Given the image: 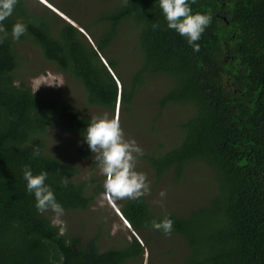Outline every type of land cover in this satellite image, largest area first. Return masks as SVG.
Here are the masks:
<instances>
[{
	"label": "trees",
	"instance_id": "trees-1",
	"mask_svg": "<svg viewBox=\"0 0 264 264\" xmlns=\"http://www.w3.org/2000/svg\"><path fill=\"white\" fill-rule=\"evenodd\" d=\"M49 16L27 0H0V264H124L143 254L141 231L144 242L149 231L182 236V264H264V0H119L97 19L105 28L95 43ZM124 21L137 28L140 54L125 81L103 60ZM24 41L82 89L88 106L128 111L148 77H168L158 106L191 112L173 146L142 157L156 179L175 182L189 164H205L216 181L208 205L178 217L154 214L143 196L124 201L133 233L122 248L100 251L96 236L63 235L48 210L85 211L94 196L84 194L88 181L73 180L76 166L44 151L43 136L53 127L76 133L80 156L90 154L89 139L101 140L94 119L17 80L15 44Z\"/></svg>",
	"mask_w": 264,
	"mask_h": 264
},
{
	"label": "rangeland",
	"instance_id": "rangeland-1",
	"mask_svg": "<svg viewBox=\"0 0 264 264\" xmlns=\"http://www.w3.org/2000/svg\"><path fill=\"white\" fill-rule=\"evenodd\" d=\"M27 1L30 9L49 14V21L53 26L65 23L61 15L65 16L75 27L86 32L89 41L95 43L105 28L97 19L104 10L112 9L119 0H45L58 10L54 15L38 1ZM128 25L124 21L118 27L116 37L103 57L105 61L109 58L117 63L116 71L123 80L129 77L140 61L139 49L136 48L137 28L133 23L132 29ZM15 48L19 54L17 80L24 81L33 91L47 90L55 93L73 106L78 115L94 119L97 123L96 137L101 142H94L92 139L87 141L91 147L88 156L76 153L84 141L77 139L74 132L53 127L48 128L43 136L44 151L60 157L63 163L76 166L79 173L73 180L88 181L84 194L94 196L90 207L85 211L48 210L51 222L61 228L63 235L68 237L71 234L82 243L96 236L100 251L122 248L131 242L133 231L129 228L130 225H125L116 215L111 203L121 211L124 201L143 196L154 214H172L178 217H186L192 210L208 205L209 198L215 191L216 181L212 170L205 164H189L182 178L175 182L171 174L156 179L142 157L143 154L163 151L173 146L180 138V122L191 112L188 104L170 103L163 109L158 106V99L170 88L168 77H148L128 111L121 108L118 112L116 109L110 111L86 105L82 89L43 59L37 47L24 41L16 43ZM158 114L160 116L156 117ZM99 155L107 156L106 166L101 159L95 162ZM135 235L141 246L145 243L143 254L129 258L124 264H182L189 254L185 239L178 234L149 231L143 233L147 237L145 242L142 240V231L135 232Z\"/></svg>",
	"mask_w": 264,
	"mask_h": 264
},
{
	"label": "clouds",
	"instance_id": "clouds-1",
	"mask_svg": "<svg viewBox=\"0 0 264 264\" xmlns=\"http://www.w3.org/2000/svg\"><path fill=\"white\" fill-rule=\"evenodd\" d=\"M38 2H40V3H42L44 6H46V7H48L50 10H52L53 11V9L51 8V7H53V6H51L48 2L46 3V2H44L43 0L41 1V0H37ZM51 6V7H50ZM54 8V7H53ZM57 10V9H56ZM58 11V10H57ZM53 12H55V11H53ZM57 14V13H56ZM81 29V28H80ZM79 29V30H80ZM83 30V29H82ZM117 84H118V86H119V82L117 81ZM116 112H118V103H117V107H116ZM117 118H118V115L116 116V118H115V120H114V129H113V131L114 132H116L115 130H116V123H117ZM108 194V193H107ZM111 202V201H110ZM111 205H112V207H113V209H114V212L116 213V215L118 216V217H120L121 219H122V221L124 222V224L125 225H128V227H129V222L127 221V219H125L124 218V216L122 215V213H121V211L114 205V204H112L111 203Z\"/></svg>",
	"mask_w": 264,
	"mask_h": 264
},
{
	"label": "flooded vegetation",
	"instance_id": "flooded-vegetation-1",
	"mask_svg": "<svg viewBox=\"0 0 264 264\" xmlns=\"http://www.w3.org/2000/svg\"><path fill=\"white\" fill-rule=\"evenodd\" d=\"M99 159H101L102 161H103V163L105 164V166L107 165V156H102L101 157V155H99V156H96V158H95V162H97ZM109 168V167H108ZM110 174V173H109ZM108 198H109V196H108ZM107 199V198H106Z\"/></svg>",
	"mask_w": 264,
	"mask_h": 264
},
{
	"label": "water",
	"instance_id": "water-1",
	"mask_svg": "<svg viewBox=\"0 0 264 264\" xmlns=\"http://www.w3.org/2000/svg\"><path fill=\"white\" fill-rule=\"evenodd\" d=\"M51 7V6H50ZM52 9H53V11H57L55 8H53V7H51ZM57 13V12H56ZM61 17L63 18V19H65V21L66 22H68V23H70V24H72L73 25V23L67 18V17H63L62 15H61ZM80 32H83V30L82 29H80ZM84 33V32H83ZM87 37V36H86Z\"/></svg>",
	"mask_w": 264,
	"mask_h": 264
},
{
	"label": "bare ground",
	"instance_id": "bare-ground-1",
	"mask_svg": "<svg viewBox=\"0 0 264 264\" xmlns=\"http://www.w3.org/2000/svg\"><path fill=\"white\" fill-rule=\"evenodd\" d=\"M43 1L47 3V1H45V0H43Z\"/></svg>",
	"mask_w": 264,
	"mask_h": 264
}]
</instances>
